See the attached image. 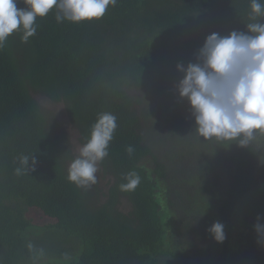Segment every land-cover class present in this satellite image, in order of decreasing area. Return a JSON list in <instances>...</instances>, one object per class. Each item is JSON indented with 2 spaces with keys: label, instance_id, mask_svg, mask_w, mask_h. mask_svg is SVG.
<instances>
[{
  "label": "trees",
  "instance_id": "obj_1",
  "mask_svg": "<svg viewBox=\"0 0 264 264\" xmlns=\"http://www.w3.org/2000/svg\"><path fill=\"white\" fill-rule=\"evenodd\" d=\"M250 4L118 0L102 19L79 24L57 23L53 9L37 18V32L27 43L20 31L5 41L0 47V264H34L29 243L45 251L35 264H230L237 208L264 180V164L257 166L261 152L252 142L241 147L197 136L184 112L191 113L190 106L175 89L182 76L176 65L195 62L213 32L246 31ZM18 7H25L23 0ZM30 91L65 103L82 144L99 113L117 117L102 162L114 182L104 196L95 185L85 190L68 181L65 165L71 157L64 138L50 127ZM135 91L157 101L161 127L175 136L162 158L144 140L146 116ZM128 146L134 148L131 156ZM22 155L36 157L35 172L16 174ZM207 164H221L224 173L212 176L213 188L198 174ZM132 171L141 178L139 186L121 191ZM124 199L131 205L128 213L121 208ZM210 199L224 225L222 243L204 223ZM30 208L52 222L36 228L27 217ZM248 222L241 258L253 239L259 245L253 260L262 254L264 235ZM207 237L212 249L206 248Z\"/></svg>",
  "mask_w": 264,
  "mask_h": 264
},
{
  "label": "clouds",
  "instance_id": "obj_2",
  "mask_svg": "<svg viewBox=\"0 0 264 264\" xmlns=\"http://www.w3.org/2000/svg\"><path fill=\"white\" fill-rule=\"evenodd\" d=\"M117 2L23 0L25 7L21 8L18 0H0V47L17 31L23 33L22 42L27 43L37 32V18L46 17L53 9L57 23L79 24L102 19ZM250 9L252 22L245 25L246 31H231L224 36L213 32L205 37L195 62L176 65V70L182 74L175 86L176 92L181 100L188 102L195 131L202 140L238 142L245 147L257 134L264 135V0H251ZM153 100L157 110V101ZM140 110L144 113L143 107ZM146 122L147 132L149 123ZM117 127L114 114H98L89 138L69 165L67 179L70 183L85 190L97 183L98 165L109 155ZM143 137L145 140V132ZM126 151L131 156L134 148L128 146ZM37 165L34 155H22L15 172L17 175L35 172ZM124 180L126 182L119 185L121 191H134L141 182L134 171L127 173ZM260 220L258 216L254 225L258 235L264 234ZM207 231L217 243L224 241L222 223L214 222ZM27 247L34 254V264L45 255L43 248L35 249L31 243Z\"/></svg>",
  "mask_w": 264,
  "mask_h": 264
},
{
  "label": "rangeland",
  "instance_id": "obj_3",
  "mask_svg": "<svg viewBox=\"0 0 264 264\" xmlns=\"http://www.w3.org/2000/svg\"><path fill=\"white\" fill-rule=\"evenodd\" d=\"M30 94L32 95L33 99L36 101L38 106L41 108V110L43 111L50 127L51 128L54 127L58 132V134L59 133L62 134L64 141L66 142V143L64 142L63 147L65 148V150L69 151V155L71 157L66 161L67 166L65 165L66 169L68 170L70 163L75 158L78 157L79 150L83 146V144L80 142L79 131L75 129V127L70 122V118L67 112V106L65 105L64 102L52 101L51 99L48 98V96L42 93H35L30 91ZM134 95L141 97V100L143 101L142 102L143 111L146 116V120L149 123L148 131L145 132L146 142L150 144L155 149L156 153L159 154L160 158H162L161 155L165 154L168 145L170 146L171 144H173L175 136L174 134L165 131L159 124L158 119L156 117L157 112L155 110V101L151 97L145 95L143 92L135 91ZM184 112L188 117L189 122L191 123L192 129L195 130L194 118L192 117L191 113L187 108L184 109ZM187 134H191V133H187ZM252 143H255L261 152L260 159L257 162V166L263 167L264 135H260V137L256 136V138L252 141ZM219 148L221 150L222 146L221 147L219 146ZM102 162H100V164L98 165V172L96 174L97 183L95 184L96 188L94 190L98 189L101 193L103 192L102 194L104 196L109 185H111L114 182V178L112 175L105 173ZM190 167L193 170L196 167V164H190ZM201 168L202 169L198 174L208 179V181L206 182L202 181V184L204 185L208 184L211 188L214 187L212 176L215 174V172L218 171L219 174L224 175V173L221 172V164H211V165L207 164ZM204 172H207L208 174L205 175ZM259 184L261 185L260 189L259 188L254 189L241 202L238 208L236 207L237 211L235 213V217L233 220L234 230L231 239L232 256H231L230 264H264V248L262 254H257L252 260L253 257L252 252H255L254 249L259 247V245L256 247V243H254L253 239L250 245V250L245 260L241 258L243 246L247 244V238L250 235L246 231V226L247 224L249 225L248 219L250 222L257 223V217L260 216L261 220L259 222L261 224H264V187H263L264 180L259 181ZM123 201L124 202L121 208L123 211L128 213L130 211L131 205L127 199H124ZM205 208L207 209L205 212L208 215V217L206 216V218L204 219V223H206L207 227H210L214 222H220V219L218 218L216 212L217 210L216 205L213 201H211V199L207 201ZM249 213H251V215L248 216ZM27 217L31 220L32 224L38 229L43 228L44 225L50 224L52 222L49 218L43 216L39 211L33 208L29 209V211L27 212ZM169 224L172 225L171 222H169ZM37 231L38 230L34 228L31 230V232H37ZM209 240L211 239L207 237L206 248L212 249L213 244Z\"/></svg>",
  "mask_w": 264,
  "mask_h": 264
}]
</instances>
